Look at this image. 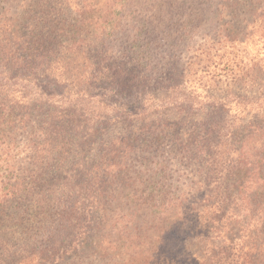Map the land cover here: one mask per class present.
<instances>
[{"label":"trees","instance_id":"trees-1","mask_svg":"<svg viewBox=\"0 0 264 264\" xmlns=\"http://www.w3.org/2000/svg\"><path fill=\"white\" fill-rule=\"evenodd\" d=\"M260 86L264 0H0V264H264Z\"/></svg>","mask_w":264,"mask_h":264},{"label":"rangeland","instance_id":"rangeland-1","mask_svg":"<svg viewBox=\"0 0 264 264\" xmlns=\"http://www.w3.org/2000/svg\"><path fill=\"white\" fill-rule=\"evenodd\" d=\"M132 9H135L137 11L140 10L137 7H133ZM198 41H199V39L198 38H195L194 39V42H193V45L195 46ZM146 42H147V44H148L149 47H152V44L149 42L148 35L144 37L143 44H145ZM180 44H182V43H180ZM162 49H163V47H162ZM247 50L250 51V52H253L254 46L250 45V47H248ZM181 53L183 54L182 55V58H181V61H183L184 59H186L185 56H187L188 53L185 52L184 49H181ZM122 56H124L123 59H127L128 58V55H126L124 53H122ZM246 64L249 67L250 64H251V62L249 63V61L247 60L246 61ZM155 76L156 75H154L153 77L155 78ZM262 89L264 90V87L260 86V87H258L257 90H262ZM156 90H157V88H155V91ZM247 90H248L249 93L250 92L251 93H254L255 88L253 87V90H250V89H247ZM179 91H181L183 93L184 92L185 93H188V92L194 91V95L197 96V98H198L199 101H205L204 98H205L206 94L210 93L209 91L206 90V88H200V87L197 90L196 89L194 90L193 87H187V88H184L183 90H179ZM161 92H162V89L160 90V92L158 94H160ZM210 108H211L210 106L206 105V106H204L203 108H201L199 110H194V111H191L190 110V112L189 111H186V110L179 112L176 109L170 110L169 108H167V109L160 108L159 110H157L156 113L153 114V116H151V118L157 119L159 121H165L168 124H174V122L177 123V122H180V121H183V120H186L189 123V122H192L193 120L201 119L203 116H206V114L208 113V111L210 110ZM231 115L236 116V118H238L237 117L238 112L236 113V111H234V110L231 111L230 114H228V116H230V117H231ZM119 128L121 129L123 127L120 126ZM182 171H183L182 173H184L185 175H188L190 178H192L191 176L193 174L190 175L188 173V172H190V169H187V170L186 169H182ZM180 178L183 180L182 175L180 176ZM162 250L163 249L161 248L159 254L162 253ZM119 254H122V253H119ZM123 261L126 262V263L131 262L130 256L129 255L125 256V259Z\"/></svg>","mask_w":264,"mask_h":264}]
</instances>
